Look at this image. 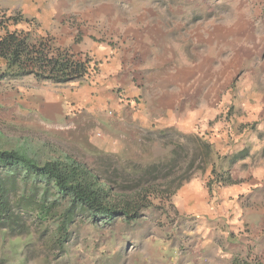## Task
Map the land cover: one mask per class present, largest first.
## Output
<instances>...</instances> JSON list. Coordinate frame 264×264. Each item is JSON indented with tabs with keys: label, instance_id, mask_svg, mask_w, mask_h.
Returning a JSON list of instances; mask_svg holds the SVG:
<instances>
[{
	"label": "rangeland",
	"instance_id": "1",
	"mask_svg": "<svg viewBox=\"0 0 264 264\" xmlns=\"http://www.w3.org/2000/svg\"><path fill=\"white\" fill-rule=\"evenodd\" d=\"M23 2L0 0V34L4 24L56 41L8 7ZM75 3L84 14L105 10L86 24L110 53L72 49L98 66L81 80H1L0 132L61 145L141 206L113 225L77 213L65 242L55 221L28 214L30 235L0 227V264H264V0ZM113 58L123 82L108 72ZM140 103L154 117L135 118ZM80 113L91 117L82 126Z\"/></svg>",
	"mask_w": 264,
	"mask_h": 264
},
{
	"label": "trees",
	"instance_id": "2",
	"mask_svg": "<svg viewBox=\"0 0 264 264\" xmlns=\"http://www.w3.org/2000/svg\"><path fill=\"white\" fill-rule=\"evenodd\" d=\"M2 26L0 81L8 76L33 75L39 80L68 83L98 72L89 57L77 58L70 49L55 45L50 36L34 37L31 31ZM118 184L55 142L37 144L28 138L7 141L0 132V227L12 235L32 234L28 214L41 223L55 221L60 242L66 241L77 213L90 215L92 224L101 219L109 225L132 220L141 205L135 202L136 196L127 198L128 189L121 181ZM140 190L147 191L146 200L151 196L150 188Z\"/></svg>",
	"mask_w": 264,
	"mask_h": 264
},
{
	"label": "crops",
	"instance_id": "3",
	"mask_svg": "<svg viewBox=\"0 0 264 264\" xmlns=\"http://www.w3.org/2000/svg\"><path fill=\"white\" fill-rule=\"evenodd\" d=\"M30 1L41 2L43 6L41 8L39 7L31 8V6L28 5L27 0H25V2L21 3L22 4L21 6L8 5V7L17 8V9L20 8L22 13L25 15V18L32 20L39 28L47 27L49 29V32H52L55 35L57 44H59L60 46L69 48L70 50L73 49L75 51L76 50L80 51V53L82 54L91 51L97 54L98 52L99 54L110 53L108 46L104 44L105 42L104 43L100 42L97 32L92 33V31L90 30V26L87 25L89 23L99 24L100 20L98 17H102V16L107 17L106 15L107 13L105 12L104 9L103 10L95 9L93 10V12L90 11L89 13L84 14L85 12L80 13V11H78V8L75 7L76 0H72V1L66 0V8L69 9L66 12L64 11L65 13L63 18L62 15L58 14L59 11L64 10L63 7L59 5L60 2L58 3V1L60 0H30ZM52 3H55L54 7L50 6ZM2 6L5 7L6 4L4 5L1 4L0 7ZM103 12H105L104 15ZM109 17L111 18L112 16ZM109 21H112V19ZM80 29L81 31H83V33L81 34H79ZM110 32H112V28ZM115 65L116 64L114 63V58H113V62L111 63V66L108 67V72L113 74V77L116 78L115 79L116 82L120 80L123 82L124 78L119 79L118 78L119 75L115 74V72L118 71V69L114 68ZM112 85L114 84L112 83ZM161 97L162 96L160 95V98ZM160 98H159V102L162 103L160 104V106L162 105L164 106V99L163 97L161 99ZM181 101L182 100L180 98L178 100V98L175 97L173 104L174 107L172 106L171 109L174 110L178 107L180 108L179 105L181 104L180 103ZM137 108L138 109H137V113H135V118L140 117V119H151L152 117H154V114L152 113L154 109L146 107L144 103L143 104L140 103L139 105H137ZM74 117H75V123L78 125L81 124V126L82 123L89 121V119L91 118L90 116L88 117L86 114H81V113L78 115L77 114L74 115ZM100 117L104 118L103 116H99V118ZM113 122H114L113 119L111 121L109 120L107 122L108 126L110 127L111 125L112 126L116 125L113 124ZM105 127L106 126L103 123L99 122L97 125H95V130L100 132V130H102Z\"/></svg>",
	"mask_w": 264,
	"mask_h": 264
}]
</instances>
